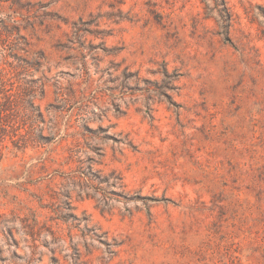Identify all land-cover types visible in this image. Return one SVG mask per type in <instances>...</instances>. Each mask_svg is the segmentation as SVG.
<instances>
[{
  "label": "rangeland",
  "instance_id": "rangeland-1",
  "mask_svg": "<svg viewBox=\"0 0 264 264\" xmlns=\"http://www.w3.org/2000/svg\"><path fill=\"white\" fill-rule=\"evenodd\" d=\"M0 264H264V0H0Z\"/></svg>",
  "mask_w": 264,
  "mask_h": 264
},
{
  "label": "trees",
  "instance_id": "trees-1",
  "mask_svg": "<svg viewBox=\"0 0 264 264\" xmlns=\"http://www.w3.org/2000/svg\"><path fill=\"white\" fill-rule=\"evenodd\" d=\"M219 17H220V20L224 23V29L227 30L228 28V24H229V17H228V13L226 12V10L223 8L221 11H219ZM228 40V39H227ZM39 117H40V113H39ZM149 199V198H147ZM151 201H154L153 199H149Z\"/></svg>",
  "mask_w": 264,
  "mask_h": 264
}]
</instances>
